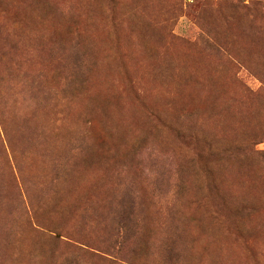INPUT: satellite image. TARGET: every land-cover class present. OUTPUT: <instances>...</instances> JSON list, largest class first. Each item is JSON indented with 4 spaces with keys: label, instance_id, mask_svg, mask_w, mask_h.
<instances>
[{
    "label": "rangeland",
    "instance_id": "obj_1",
    "mask_svg": "<svg viewBox=\"0 0 264 264\" xmlns=\"http://www.w3.org/2000/svg\"><path fill=\"white\" fill-rule=\"evenodd\" d=\"M0 264H264V0H0Z\"/></svg>",
    "mask_w": 264,
    "mask_h": 264
}]
</instances>
